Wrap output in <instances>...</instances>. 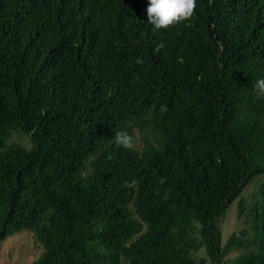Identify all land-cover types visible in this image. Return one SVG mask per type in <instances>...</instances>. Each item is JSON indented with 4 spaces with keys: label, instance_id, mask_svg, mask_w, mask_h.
I'll return each instance as SVG.
<instances>
[{
    "label": "trees",
    "instance_id": "trees-1",
    "mask_svg": "<svg viewBox=\"0 0 264 264\" xmlns=\"http://www.w3.org/2000/svg\"><path fill=\"white\" fill-rule=\"evenodd\" d=\"M147 7L0 0V243L32 231L33 264H264V0H197L159 31Z\"/></svg>",
    "mask_w": 264,
    "mask_h": 264
},
{
    "label": "rangeland",
    "instance_id": "rangeland-1",
    "mask_svg": "<svg viewBox=\"0 0 264 264\" xmlns=\"http://www.w3.org/2000/svg\"><path fill=\"white\" fill-rule=\"evenodd\" d=\"M147 135L153 139L155 137L154 132H148ZM10 143L23 145L27 148L31 147V139L29 136L15 131L11 134ZM143 142L141 134L136 132V138L134 140V148L141 151ZM255 179L245 189L242 197L251 201L253 197L258 193L259 186L262 184V179ZM238 200L228 208L225 217L220 221L219 227L222 232V242L225 244L228 238L234 234L239 233L244 227L243 220L238 218ZM43 246L38 243L34 237L32 231H23L9 236L0 243V264H33L43 254ZM239 252H234L225 261L224 264H232L231 261L237 257ZM205 251L201 250L197 256L203 257ZM208 264H211L210 261Z\"/></svg>",
    "mask_w": 264,
    "mask_h": 264
},
{
    "label": "clouds",
    "instance_id": "clouds-1",
    "mask_svg": "<svg viewBox=\"0 0 264 264\" xmlns=\"http://www.w3.org/2000/svg\"><path fill=\"white\" fill-rule=\"evenodd\" d=\"M197 0H148L146 9L148 23L153 26L154 31L168 29L184 21H189L195 14ZM163 48V44L157 46L156 51ZM254 91L260 97H264V78L258 79L254 84ZM161 113L167 112V106L160 107ZM112 142L117 147L133 149L134 140L127 131L121 130L115 133ZM111 159V157H109ZM131 187L132 185H127Z\"/></svg>",
    "mask_w": 264,
    "mask_h": 264
}]
</instances>
